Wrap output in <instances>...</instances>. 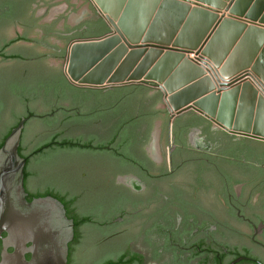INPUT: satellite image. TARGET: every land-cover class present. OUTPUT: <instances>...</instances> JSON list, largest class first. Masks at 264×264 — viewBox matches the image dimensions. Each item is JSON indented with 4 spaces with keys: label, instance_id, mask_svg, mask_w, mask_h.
Masks as SVG:
<instances>
[{
    "label": "flooded vegetation",
    "instance_id": "1",
    "mask_svg": "<svg viewBox=\"0 0 264 264\" xmlns=\"http://www.w3.org/2000/svg\"><path fill=\"white\" fill-rule=\"evenodd\" d=\"M107 30L88 0H0V142L28 117L26 198L73 220L67 264H264V141L157 87L62 82L67 44Z\"/></svg>",
    "mask_w": 264,
    "mask_h": 264
},
{
    "label": "water",
    "instance_id": "2",
    "mask_svg": "<svg viewBox=\"0 0 264 264\" xmlns=\"http://www.w3.org/2000/svg\"><path fill=\"white\" fill-rule=\"evenodd\" d=\"M88 1L108 30L67 44L70 84L157 87L171 117L193 110L264 141V0ZM27 118L0 146V264H67L73 220L52 196L26 198L18 146Z\"/></svg>",
    "mask_w": 264,
    "mask_h": 264
},
{
    "label": "trees",
    "instance_id": "3",
    "mask_svg": "<svg viewBox=\"0 0 264 264\" xmlns=\"http://www.w3.org/2000/svg\"><path fill=\"white\" fill-rule=\"evenodd\" d=\"M104 29H105V28H104ZM60 80H61L62 82L67 83L66 79H65L64 77H62V75H61V77H60ZM17 122H18V119L16 120V122L13 123V125L11 126V128L8 130L7 134L10 132V130L12 129V127H14V126L17 124ZM7 134H6V136H7ZM6 136H5V137H6ZM5 137H4V138H5ZM4 138H3V140H4ZM3 140L0 142V146H1L2 143H3ZM0 248H1V244H0ZM26 258H29V255H28V254L26 255Z\"/></svg>",
    "mask_w": 264,
    "mask_h": 264
},
{
    "label": "built area",
    "instance_id": "4",
    "mask_svg": "<svg viewBox=\"0 0 264 264\" xmlns=\"http://www.w3.org/2000/svg\"><path fill=\"white\" fill-rule=\"evenodd\" d=\"M189 57L195 59L196 57H199V54H196L195 52H192V53L189 54ZM195 61H196V60H195ZM196 62H197V61H196ZM197 63H198V62H197Z\"/></svg>",
    "mask_w": 264,
    "mask_h": 264
},
{
    "label": "rangeland",
    "instance_id": "5",
    "mask_svg": "<svg viewBox=\"0 0 264 264\" xmlns=\"http://www.w3.org/2000/svg\"><path fill=\"white\" fill-rule=\"evenodd\" d=\"M11 30H9V32H10ZM192 60H194L193 58H191ZM195 61V60H194Z\"/></svg>",
    "mask_w": 264,
    "mask_h": 264
}]
</instances>
